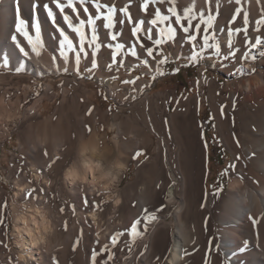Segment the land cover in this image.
<instances>
[{
  "label": "snow or ice",
  "instance_id": "1",
  "mask_svg": "<svg viewBox=\"0 0 264 264\" xmlns=\"http://www.w3.org/2000/svg\"><path fill=\"white\" fill-rule=\"evenodd\" d=\"M260 2L261 0H257V4ZM227 3L233 7L226 24L221 27L219 18L222 15L224 0H201L199 4L197 0H189V3L183 7L176 0H138V4L137 0H126L123 6H118L115 0H111L110 3H102L101 0H50V4L43 3L42 8L58 36L53 37L56 42L55 49L49 51L42 39L41 24L37 18L40 3L38 0H33L32 19L25 21L21 16L19 0H16L15 25L10 40L18 50L20 62L18 65H10L9 58L4 57L0 61V73L10 74L11 69L14 68L15 74H24L28 63L34 61L40 64L47 52L48 63L42 66L41 80L48 74L71 76L73 82L98 80L100 85L98 92L108 102L105 111L108 115H112L114 111L118 113L122 106L136 102L143 93L154 86L157 80L166 78L169 74H179L185 68L199 67L211 62L214 67L225 69L237 61L238 55L241 63L264 60V11H261L259 18L253 20L247 10L238 6L241 5L242 0H227ZM134 6L137 7L136 13L132 11ZM57 14L62 18L64 27L58 23ZM124 32H128L127 40L124 39ZM221 32L224 33L223 36L220 35ZM253 32L256 33L254 36ZM18 37L22 38L23 43ZM174 45L186 49L184 54L170 51ZM104 50H107L109 55L102 60ZM251 50H256V54ZM206 72L207 68L200 74L202 81L197 80V85L201 82L208 83L204 75ZM254 72L255 69L252 72H245L243 67H239L235 68L232 75L241 78ZM145 78L150 82L141 83ZM57 86L63 89L65 82L61 80ZM67 86L71 88L72 83ZM109 86H112L110 94ZM235 106L234 99L233 109ZM92 112L93 109L89 108L87 114L91 115ZM220 114L225 115L223 104L220 105ZM84 128L88 134H91L92 127L89 124H85ZM233 139H236L235 136ZM236 143L239 147L238 140ZM140 155H143V152L137 151L132 159L136 160ZM43 156L47 158L45 167L49 170L63 158L50 154L47 149L43 151ZM240 159L239 154L234 157L237 162ZM237 168L238 163L230 162L218 171L213 189L214 198L222 196L226 181L237 175ZM237 178L243 182L242 176L237 175ZM28 183L34 182L28 181ZM168 186L171 188L174 184ZM155 187L161 188V183H157ZM83 191L81 188V192ZM40 194L47 195L44 188L32 187L24 190L22 198L37 200ZM95 195L100 199L91 201L84 197L80 205L86 211L91 210L93 214L103 212L108 203L99 191L95 192ZM243 196L248 197V194L243 193ZM201 206L204 207L203 204ZM66 210H70L71 215L75 216L77 207L71 204L67 209L63 206L58 209L61 214ZM163 211V205L142 207L123 228L111 232L104 243H101L100 233L97 232L95 234L97 247L90 252L89 264H128V261L133 259L135 264H143V257L149 251V245L143 244V251H140L139 241L159 223ZM248 219L253 225L257 223L251 215ZM84 223H88V220L85 219ZM0 226H2L0 231H3L7 238L8 224L2 212H0ZM60 227L67 232L68 220L62 221ZM194 230L193 228L192 231ZM83 236L84 230L81 227L77 231L72 251L76 250ZM185 240L192 245L191 252L187 248L174 252L172 247H168L166 253L155 255L152 264H170V256L175 257L171 264L177 262L188 264V260L198 248L195 238L188 239L186 236ZM243 244L244 246L239 248L241 253L247 248L248 241L245 240ZM0 245L9 249V244L5 240H0ZM208 255L206 251L204 264H212V261L207 259ZM233 255L235 256L236 253L234 252ZM9 264H17V262L9 258ZM51 264H59L55 255L51 257ZM222 264L229 262L225 259Z\"/></svg>",
  "mask_w": 264,
  "mask_h": 264
},
{
  "label": "rangeland",
  "instance_id": "2",
  "mask_svg": "<svg viewBox=\"0 0 264 264\" xmlns=\"http://www.w3.org/2000/svg\"><path fill=\"white\" fill-rule=\"evenodd\" d=\"M110 2L111 0H106L102 3ZM176 2L181 7L186 6L189 3L186 0H176ZM115 3H117L118 6H121L117 1H115ZM243 3L244 4L238 6L247 10L253 20L259 18L261 11H264V5H262L264 3H261L260 5H258L257 2ZM228 6V3H226V6L223 8H228ZM231 7L229 6V10L226 9L227 11L225 10L226 12H222V15L220 16L219 23L221 27L226 24ZM132 11L133 13H136L137 7L134 6ZM223 13H225V15ZM44 25L41 27L42 39L45 41L49 51H53L56 46V42L53 40V37L58 36V34L55 33L51 23H48L45 26ZM255 34L256 33L254 32L252 33L253 36ZM123 35L124 39L127 40L128 32H124ZM220 35H224V33L221 32ZM239 46L240 45L238 44L237 47ZM245 50L248 49L245 48ZM170 51H179V53L183 55L186 49L182 47L178 48L174 45ZM251 51L253 54H256V50ZM108 55V51L104 50L102 60L106 59ZM44 57H47L48 59L47 52L44 54ZM259 60L260 59H258L257 62H259ZM245 66V64L240 62V56L238 55L237 61L233 62L229 68L221 69L219 66L214 67L213 65H210V62H207L199 67H188L183 69L180 72V76L185 79L184 86L179 82L180 79L176 80L175 77L172 79L170 77L171 74L167 75L166 78L157 80L154 86L151 87L148 96L154 98L159 92L165 91L166 99L164 100V106L167 108V111H165L164 106L159 107V105L155 103L149 115L141 108H134V105L142 100V97L131 105L122 106L118 113L114 111L112 115H108L105 111L108 102L105 101L98 92V88L100 87L98 80L91 82L85 80L73 82L71 76L49 75L46 80L44 79L41 83H39L40 86H36L32 80L19 77L17 78V76L20 75L13 74V72H10V74L0 73V100H2L5 105H13L22 114V119L16 126L11 128L10 126L4 125V127L2 126V129L0 128V176L7 181V183L0 181V212L4 214V218L8 224L7 238H5L4 232L0 231V240H5V242L9 244V249H5L2 245H0V264H9V258L16 261L17 248L14 245L12 234L13 227L11 222L12 205L32 201H35L38 204H45V200L48 199V195L44 194H40V197L37 200L23 199L21 197L22 195H15V189L17 188L15 185L18 184L22 187L27 186L26 188L24 187V190L31 189L32 187L44 188L43 183L45 181H51V183L48 184L54 200H51L49 209L51 210L57 224V231L53 243L54 246L50 248L52 251H41L43 254L41 255L44 259H50L53 255H55L59 260V264H89L90 252L93 248L97 247L95 244V234L97 232L100 233V238L102 237L100 239L101 243H104L106 242V237H108L111 232L123 228V226L129 223L135 213L142 207H152L153 205L164 206V211L161 216L166 217L165 230L167 240L162 252L166 253V249L169 246L168 237L171 231H176V224L174 217L170 215L173 210L172 207L166 205L164 202L165 187L169 184V178L161 165H156L155 158L157 147H155L153 142L158 143V139L155 138L152 132L153 129L149 120H154L159 114L160 109H164L167 116L163 120L167 134V148L164 147V150L166 151V149H170L172 147L171 145H176L177 150H180L183 147V132L173 125L171 117L177 112V101H193L192 105L185 109V114L190 121V124H192V127L193 125L194 128L197 126L199 129H196L202 133L203 140L201 142H203L204 147L207 145L204 150L206 155L204 166L206 170L205 185L207 190L213 192L215 177L217 176L219 170L223 169L231 162L232 154L220 140L219 131L217 129V115L209 98V88L205 85L204 90L206 93L202 94L200 87L196 85V81L202 80L200 74L204 72L205 68H207V72L204 73V75L207 79L215 81L218 91L220 92V96L223 99L231 98V91L229 87L226 86H229V84L236 79L232 75L235 68H245ZM257 66H253L245 72H251L253 69L256 71ZM261 69L264 70V66L261 67ZM255 74L242 76L241 78L253 77ZM23 77L26 76L23 75ZM61 80L65 82L63 89L57 86ZM43 82L50 86V95L44 101L43 108H40L38 114H27L26 109L33 104L37 97L35 93H39L40 88L44 89ZM147 82H150L147 78H145L144 81H141V83ZM69 83H72L71 88L67 86ZM176 83H180L183 87V90L181 92L177 91V94H175ZM25 84L32 86L30 89L31 93L23 91L18 92L14 90L18 85L23 86ZM82 88L86 91L87 88L92 91L84 93ZM64 90H69L70 95L67 96L64 93ZM227 102L231 104V100L229 101L228 99ZM21 105H23V107H21ZM239 105H243V102L239 101L238 106ZM89 108L94 110L91 115L87 114ZM115 116H119L122 121L120 125L121 130L129 133V137H133L134 141L132 143L125 140L128 136H124L125 138L123 139L121 137L117 138V140L114 139V134L117 133V129L111 125L113 124V118ZM85 124H89L92 127L91 134H88L85 131ZM44 134H47L49 137H47V141L44 143L45 145L43 144L45 148L44 146H41L40 148L37 144V136L40 137ZM52 136L53 138H63L59 144L60 146L57 147L58 152L56 153V155L62 156L63 158L53 169L45 170L44 164L47 163V158L43 156V151L47 149L50 154L54 151L52 147L54 142L52 140ZM139 138L142 139L140 140ZM144 138H146V141H144ZM95 140L99 142L94 143ZM85 141L89 142V147H97L98 151L105 152V163L119 158L126 164V169L129 168L128 171L125 169L121 173L120 177L122 178L117 188L121 198V204L114 207L110 202H108L104 207L103 212H97L96 214H98L100 220L102 221L99 226L97 223L93 225L88 221V223L85 224L83 221L86 213L91 212V210L86 211L80 206L82 198L86 197L85 190L83 196H68V194H64L61 186V177L64 169L74 161L78 164L80 163L81 157L79 156V150L82 143ZM96 144L99 146L103 145V148L101 146H97ZM31 147L37 148L35 154L30 153ZM104 149H106L107 152L104 151ZM137 151L143 152V155H140L136 158V160H133L132 156ZM33 158L36 162L32 161ZM31 164L34 165L35 170L31 167ZM35 171L39 175L38 181L33 177V175H35ZM158 180L163 183V189L158 190V192L154 195L152 193L149 194L148 200L144 202V205L141 207L139 205V199L142 197V191L149 189L155 191V185ZM28 181H33L34 183L29 184ZM228 186V181H226L225 191L228 189ZM77 188L81 189L80 186ZM178 196H181V190L180 195ZM61 198H67L70 205H76L77 212L75 216L71 215L70 210H66L64 214H61L58 211L60 207L63 206L67 209L68 206V204H61ZM99 199L100 197L96 196L95 201ZM5 204L6 207H4ZM191 204V211L189 214L187 213V216L182 218L187 226L195 228L197 236L202 239L204 238L201 233L202 219H195L192 214L194 210H196L197 213H200L202 208L201 206H195L193 203ZM138 205L140 208H138ZM80 213L82 216L80 215L78 217V214ZM83 213L85 214L83 215ZM65 219L69 222L67 232L60 227L61 222ZM77 221H79V223H77ZM117 224H120V226ZM81 227L84 230L83 239L79 241L76 250L72 251L73 244L76 242L75 237L77 231ZM210 240L211 243L214 242L213 235H211ZM203 245L204 243L202 242L200 248L196 247L198 248V251L195 252L188 260V264H204L206 251ZM139 250L143 251V248L140 245ZM189 251L191 252L192 248H190ZM118 255L120 254L118 253ZM128 264H135L134 259L130 260Z\"/></svg>",
  "mask_w": 264,
  "mask_h": 264
},
{
  "label": "bare ground",
  "instance_id": "3",
  "mask_svg": "<svg viewBox=\"0 0 264 264\" xmlns=\"http://www.w3.org/2000/svg\"><path fill=\"white\" fill-rule=\"evenodd\" d=\"M104 1L106 0H101V2ZM115 1H117L121 6L126 2V0ZM186 1L189 2V0ZM38 2L40 3L41 7L39 9V12L37 13V18L42 27L44 24L46 25L50 23L47 19L46 13L42 8L43 3L50 4V0H38ZM200 2L201 0H197L198 4ZM243 2L253 3L257 2V0H242L241 4H244ZM226 3L227 0H224L223 7L226 6ZM261 3H264V0H261L260 4ZM32 4L33 0H19L21 16L23 19H25V21H31L32 19ZM15 7L16 0H0V61H2L4 57H8L10 60V65H18V63L20 62V60L18 59V50L15 49L10 40V36L14 31L15 25ZM226 9L229 10V6L228 8H223L222 12H224ZM69 14H71L70 10ZM223 14L225 15V13ZM57 21L61 24L62 27H64L62 18L58 14ZM18 39H21L22 41V38L18 37ZM257 61L254 63L243 62V64H245L246 66L251 65L253 67L258 65L257 70L255 71L256 74L254 73L255 75L253 77L241 79L235 77L236 79L233 78L234 81L229 84V86H226L229 87L231 91V98L223 99L220 96V92L218 91V87L214 80L208 79L207 84H204L203 82H201L199 85L196 84L198 87H200V91L202 94L206 93L204 90V86H208L209 98L217 115V129L219 131L220 140L231 152V162L238 163V168L236 170L237 175L243 177V182H241V180L237 178V175H234L231 178L232 181H239L242 185V188H230L228 186V189L224 191V193L220 197L214 198L213 192L207 190V187L205 185L206 170L204 168L206 155L204 153L205 147L203 145V142H201L203 140L202 133L198 131L199 128L197 126L196 128L198 129L194 128V125L192 127V124H190V121L185 114V109L192 105L193 101L182 100L181 102L177 103V112L174 116L171 117V122L176 126L177 129H180L183 132V147L182 149L177 150L176 145H171L172 147L170 149H166V151L164 150V147L167 148V134L163 124L164 118L167 117L165 114L167 108L164 106L166 92L161 91L154 98H151L148 96L151 90L150 89L143 93L140 96L142 97V100L134 105V108H141L148 115L151 113L153 105L155 103L158 104L159 107H165H163L165 111L161 108L157 117L154 120L150 119L149 121L153 129L152 132L155 138L158 139V143H154L151 139L153 144H155V147H157L155 158L156 165H161V167L165 170L169 178V184H174V186L171 188L168 186L169 184L166 185L164 200L166 205L172 207L173 210L170 215L174 217L176 224V231H171L168 237V247H172L174 252H178L183 248H187L188 250L192 248V245L190 243H186L185 237L187 236L188 239L195 238L196 247L200 248L202 242L204 243V249L209 253L207 258L212 261V264H222L225 259L228 260L229 264H264V83H262L260 87H252L250 90H246L243 87L246 81L264 82V70L261 69V67L264 66V60H259V62ZM47 63L48 59L44 56L40 64H37L34 61L30 62L26 65L25 73L21 74L22 76H17V78L19 77L35 81V85L40 86L39 83L44 80L40 79L41 69L42 66ZM210 65H212L211 62ZM246 66L244 68L245 71L249 70V68ZM11 72L15 74L14 68L11 69ZM23 75L26 77H23ZM49 75L51 74H48L45 80ZM43 86L44 89L40 88V94L37 95L33 104H31L26 109L27 114L36 115L38 114L40 108H43V103L49 97L51 89L50 86H48L45 82H43ZM31 87V85L27 84L23 86L18 85L14 90L18 92L23 91L31 93ZM111 88L112 86H109V93L111 92ZM82 91L86 93L87 91L91 92L92 90L87 88L86 91L84 88H82ZM64 93L67 96L70 95L69 90H64ZM228 99L229 101L231 100V104L227 102ZM234 99L236 102V106L233 109L232 104ZM239 101L243 102V105L238 106ZM221 104L225 106V115L223 116H221L220 114ZM19 121H14L4 125L10 126L12 128L16 126ZM121 123L122 121L119 116H115L113 118V124L111 126L117 129V133L114 134V139L117 140V138L120 137L123 139L125 138L124 136H128L127 138H125V140L132 143L134 141L133 137H129V133L121 130ZM4 125H0V128L2 129V126L4 127ZM234 136L236 138L235 140L233 139ZM40 137L47 141V137L49 136L47 134H44ZM60 138H53L52 136V140L54 141H52V147L54 149V151L51 152L52 155H56V153L58 152L57 147L60 146L59 144L63 139ZM144 139V141H146V138ZM237 140L240 144L239 147L236 143ZM96 142L97 141L95 140L94 143ZM37 144L41 148V145L38 142ZM100 146L103 148V145ZM36 151V147L30 148V153L35 154ZM104 151H106V149H104ZM237 154L241 156V159L238 162L234 160V157ZM95 159V157L92 158L93 163L95 162ZM32 161L36 162L34 158ZM45 165L46 164H44V168L45 170H47ZM31 167H33L34 169V165L31 164ZM38 176L39 175L35 171V175H33V177L37 181L39 179ZM121 178L122 177L119 178V182L121 181ZM254 181H258V183H254ZM157 183H161V188H155V191H153L152 189L142 191V197H140L139 199V205L141 207L144 205V202L148 200L149 194L152 193L154 195L158 192V190L163 189V183L159 180ZM43 184L44 189L48 195V199L46 198L47 203H45V206L49 208L53 196L49 184L46 183V181ZM15 186H17V188L15 189V195L21 196L22 192H24V187L18 184ZM61 186L64 194H68V196H83L84 191L81 192V189L77 188L78 186H80L81 188H83V190H85L86 198L91 201H95V193L91 192L86 185H73L68 181H65L63 179V173L61 177ZM118 186L119 183L116 187V190ZM180 190L181 196H178L180 195ZM243 193H247L248 197H244ZM169 194H171V200H169ZM60 201L63 205H70L67 198H61ZM244 202H246L247 205H245ZM191 203L195 204V206H201L202 204L204 205V207L201 206L202 210L200 213H197L196 210L192 212L195 219H202L201 233L205 238H202L203 240L199 236H197L196 230L192 231L193 228L185 224L182 218L184 216H187V213L189 214V212L191 211ZM139 205L138 208H140ZM176 209H179V211H177ZM90 213L91 212L86 213L83 221L87 219L91 224L95 225L96 223L92 221L91 216L89 215ZM84 214L85 213H83V215ZM80 215L82 216V214L80 213L78 214V217ZM249 215H251L257 221L255 225H253L252 222L248 219ZM165 220L166 217L160 216L159 223L155 225L154 229H150L149 234L146 235L143 240L139 241V245L142 248L143 244L145 243L149 245V251L143 257V264H152L155 255H158L163 251L167 240ZM117 225L120 226V224ZM12 234L14 245L17 248L16 254L18 252H22L25 255L31 257L29 264H51V258L44 259L42 257L43 254L41 253L42 250L29 246L27 244L26 237H18L14 233V231H12ZM211 235H213L214 243H211ZM245 240L248 241V246L245 251L241 253L239 252V248L244 246L243 242ZM49 251H52V249H50ZM234 252L236 253L235 256L233 255ZM180 254L182 255V252ZM174 259V256L169 257L170 264ZM129 262L130 261H128V263ZM177 264H183V262H177Z\"/></svg>",
  "mask_w": 264,
  "mask_h": 264
},
{
  "label": "clouds",
  "instance_id": "4",
  "mask_svg": "<svg viewBox=\"0 0 264 264\" xmlns=\"http://www.w3.org/2000/svg\"><path fill=\"white\" fill-rule=\"evenodd\" d=\"M251 69V65H247ZM264 82L246 81L243 87L250 90L252 87H260ZM27 87V86H25ZM22 114L13 105H5L0 100V125L19 121ZM111 130V129H109ZM98 139V138H97ZM37 142L43 146L46 140L37 136ZM89 142L85 141L79 150L81 161L70 163L63 172V179L76 185H86L93 193L99 191L103 199L110 202L114 207L121 204V198L116 190L121 173L126 169V164L119 158L113 159L108 163L104 162V152L98 151L97 147H89ZM96 157L95 162L92 158ZM90 177V179H89ZM0 181L7 183L2 176ZM49 183V181H46ZM230 188H242L239 181H228ZM25 188L27 186H24ZM23 190V189H22ZM171 200V194H169ZM247 205L246 202H244ZM94 223L99 226L102 221L98 214H89ZM11 222L14 233L21 238H27V244L32 248L49 251L53 246L57 224L51 210L45 204H38L35 201L21 202L13 204L11 208ZM31 257L22 252L16 254L17 264H29Z\"/></svg>",
  "mask_w": 264,
  "mask_h": 264
},
{
  "label": "crops",
  "instance_id": "5",
  "mask_svg": "<svg viewBox=\"0 0 264 264\" xmlns=\"http://www.w3.org/2000/svg\"><path fill=\"white\" fill-rule=\"evenodd\" d=\"M170 77L173 79L175 77V79H180V83L184 86V80L183 77L181 78L180 76V73L179 74H176V75H173L171 74ZM175 82H178V81H175ZM180 83H176V88H175V94H177L178 92H181L183 90V87L182 85H180ZM178 91V92H177ZM127 171L129 170V168L126 169ZM120 183V182H119Z\"/></svg>",
  "mask_w": 264,
  "mask_h": 264
}]
</instances>
